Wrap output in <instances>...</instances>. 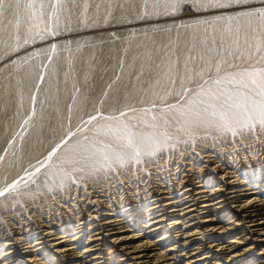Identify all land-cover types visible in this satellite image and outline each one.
<instances>
[{
	"label": "rangeland",
	"instance_id": "1",
	"mask_svg": "<svg viewBox=\"0 0 264 264\" xmlns=\"http://www.w3.org/2000/svg\"><path fill=\"white\" fill-rule=\"evenodd\" d=\"M33 2V8L21 0L19 9L0 10V190L17 184L0 196V231L9 216L28 223L42 216L57 219L72 201L83 202L85 210L100 198L123 206L139 194L138 187H147L152 174L175 168L182 159L179 167L207 158L217 162L215 154L264 143V125L246 126L240 120L244 113L237 111L225 115L227 122L194 115L180 121L175 125L187 130L185 136L174 141L167 132L166 149L132 153L134 160L121 166L108 160L93 168L96 161L84 159L88 153L77 160L71 152L91 148L95 131L110 119L131 114L129 125L156 141L161 123H143L141 110L159 114L173 106L176 114L184 112L182 118L189 101L197 99L191 104L202 107L212 96L255 87L249 71L264 69V21L243 13L264 8V0H43V9L41 0ZM186 4L189 13L182 12ZM242 72L250 76L248 88L239 80ZM233 122L236 128L230 129ZM195 125L199 130L193 135ZM116 141L126 156L123 141ZM54 165L70 173L64 191L43 183ZM101 187L108 188L107 198L100 197ZM62 192L69 201L59 202Z\"/></svg>",
	"mask_w": 264,
	"mask_h": 264
},
{
	"label": "bare ground",
	"instance_id": "2",
	"mask_svg": "<svg viewBox=\"0 0 264 264\" xmlns=\"http://www.w3.org/2000/svg\"><path fill=\"white\" fill-rule=\"evenodd\" d=\"M215 39L216 34L213 36V40ZM250 72L252 71L249 74L255 79H259L256 72ZM246 73L241 75V83L245 81L246 84L250 78ZM209 95L208 98L211 97ZM232 96L235 97V94ZM196 101L197 99L194 102ZM196 103L188 104L186 117L182 118L180 117L184 112L181 116L176 114L173 106L159 114L141 110L137 114L139 120L145 124L157 120L161 127L159 140L155 141L154 137L144 139L139 151L153 155V149L156 150L157 146L166 149L168 144L165 137H169L167 132L176 137L174 141L178 136L186 135L187 130L176 125L180 121L191 120L193 111L200 108ZM217 110L220 111L219 105ZM130 115L110 119L106 125L97 127L92 138L96 142L91 145L95 144L96 147L110 145L107 149L111 157L109 160L117 162V165L114 164L116 166H121L128 160L130 162L133 156L130 151L126 150V157L121 154L122 151L117 150L118 138L115 140L109 130L130 126L127 120L128 117L131 118ZM240 116L246 126L247 123L251 126L254 122L257 123L249 120L245 113ZM229 117L227 119L231 118ZM235 119L234 117V121ZM201 120L220 119L218 116H208ZM235 124V127L229 128L235 129ZM192 128L191 134L196 135L199 129L196 125ZM132 131L142 136L133 128ZM98 141L102 143H97ZM243 150L244 148H235L225 154H215L217 162L203 158L205 161L201 159V164L204 166L197 161L183 163L179 167L182 159L175 168L169 167V170L161 171L158 175L152 174L146 188L141 186L135 190L140 196L131 195L130 200L126 198L129 204L123 206L107 201L108 199L101 200L100 197L107 198L110 195L105 191L108 188L101 187L103 194L100 199L93 198V202L89 201L94 205L89 210L84 209L87 205H83V202L78 201L77 204L72 201V204L66 205L67 209H64L61 217L57 215L58 218L54 220L49 219V216H42L28 223L30 220L14 221V216H9L8 223L5 222V230L0 231H7L8 234L0 236V264H264V143L261 147L252 146L247 151ZM71 152L77 160L82 153H88L81 147ZM116 153H120L119 159ZM97 156L89 158L96 161L90 167L103 163L99 154ZM150 159L152 161L154 158ZM54 166L46 172L48 178L43 183L60 191L68 179L61 182L59 176L50 175L54 169H59ZM15 185L17 184L13 186ZM27 192L25 190L24 194ZM63 193L60 203L69 201L68 196H62ZM30 195L27 194V197Z\"/></svg>",
	"mask_w": 264,
	"mask_h": 264
},
{
	"label": "snow or ice",
	"instance_id": "3",
	"mask_svg": "<svg viewBox=\"0 0 264 264\" xmlns=\"http://www.w3.org/2000/svg\"><path fill=\"white\" fill-rule=\"evenodd\" d=\"M237 3L240 2V0H236ZM246 2V0H245ZM21 0H9V3L5 4V0H0V10L7 11L9 7L13 9H19L21 7ZM27 8H33L35 7V4L33 0H28V3L24 5ZM40 8L43 9L45 7L43 0H41ZM53 8L55 7V4L52 5ZM224 6V5H219ZM2 11H0V14H2ZM259 15V18L264 21V8L256 9L254 12H245L243 15L245 16H254ZM19 25L17 24V27ZM27 43V40L25 41ZM257 50L259 51V45L257 47ZM256 74L259 77V79H253L251 83L255 85V87L248 88L247 84H244L243 87L248 88L247 93L239 92L233 97L232 95H228L226 97L222 96H215L210 101H201L202 107L196 109L193 111V115L197 119H204L208 116L216 117L218 116L220 120H225V115L227 113H232L233 115H236V112H243L247 115L249 120H254L258 122L261 125H264V69H257ZM189 103H194L192 101H189ZM217 104H219L220 109L222 111L217 110ZM121 115H124V113H121ZM92 120H95L96 117H91ZM227 122V121H225ZM112 132L113 136H116L118 139L122 138L124 140V143L121 145L122 150H128L131 153H134L136 156H138L139 150L141 145L144 143V138L139 136L137 133L132 131L131 126H125L123 129H117L115 131L109 130ZM87 139V137L85 138ZM102 143V142H97ZM59 147V145H57ZM83 149V151L88 152L89 155L87 157H84V159H89L91 157L96 156L99 154V156L104 161H108L111 157L107 149L110 148V145L103 144V147H96V145H92L91 148H84L83 146H79ZM94 149V150H92ZM56 152V149L54 148L52 152L49 153V158H51ZM117 159L120 158V153H116ZM43 167V165H41ZM39 171V169H37ZM50 175H56L59 176L61 179V182L65 179L70 178V173L68 172H62L60 169H54ZM14 187V186H9ZM9 191V188H5L3 191H0V196H4L5 193Z\"/></svg>",
	"mask_w": 264,
	"mask_h": 264
},
{
	"label": "built area",
	"instance_id": "4",
	"mask_svg": "<svg viewBox=\"0 0 264 264\" xmlns=\"http://www.w3.org/2000/svg\"><path fill=\"white\" fill-rule=\"evenodd\" d=\"M191 11V6L189 4H186L183 8H182V12L183 13H189Z\"/></svg>",
	"mask_w": 264,
	"mask_h": 264
}]
</instances>
